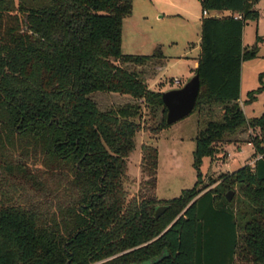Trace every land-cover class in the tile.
<instances>
[{
  "label": "trees",
  "instance_id": "obj_1",
  "mask_svg": "<svg viewBox=\"0 0 264 264\" xmlns=\"http://www.w3.org/2000/svg\"><path fill=\"white\" fill-rule=\"evenodd\" d=\"M132 1L0 0V264H264V112L248 120L238 103L242 63L264 43L242 41L258 0H200L202 12L227 15L201 20L193 112L224 111L196 137L193 188L169 201L156 196L150 145L141 147L137 194L128 199L124 188L137 102L153 122L160 110L154 135L168 126L161 92L121 66L164 65L160 46L150 56L121 53ZM258 83L246 102L264 90V72ZM96 93L133 104L102 111ZM240 128L257 130L253 164L200 194L203 159ZM159 206L167 210L155 219Z\"/></svg>",
  "mask_w": 264,
  "mask_h": 264
},
{
  "label": "rangeland",
  "instance_id": "obj_2",
  "mask_svg": "<svg viewBox=\"0 0 264 264\" xmlns=\"http://www.w3.org/2000/svg\"><path fill=\"white\" fill-rule=\"evenodd\" d=\"M187 5L189 13L200 15V7L194 0L188 1ZM256 10L260 13L258 21H248L243 29V44L248 48L255 44L257 36H264V0L258 2ZM161 15H164L163 18H159ZM196 19L186 12L166 6L161 0H133L131 15L123 21L121 53L150 56L160 46L165 68L161 71L151 64L121 66L136 73L147 86L154 82L152 91L181 88L194 75V64L199 55L200 27ZM262 72L264 43L258 44L256 57L243 62L241 67V109L248 120L259 117L264 112V90L256 95L255 100L246 102L247 93L259 87L258 75ZM174 81L178 83L174 84ZM92 100L102 111L133 104L128 96L118 94L96 93ZM137 103L141 108V118L137 120L140 131L135 136V150L127 159L124 188L128 199L137 194L143 179L140 169L143 145L153 146L158 152L157 198L162 201L178 198L183 191L193 188L197 181L193 166L196 137L207 122L222 121L224 106L200 107L154 135L150 128L159 122L160 110L156 112L153 122L145 104L142 101ZM256 134L257 130L240 128L215 144L217 154L212 161L203 159L200 167L201 177L197 184L198 189H202L200 194L214 188L223 175L251 163L254 149L248 142ZM232 192L235 196L236 191Z\"/></svg>",
  "mask_w": 264,
  "mask_h": 264
},
{
  "label": "water",
  "instance_id": "obj_3",
  "mask_svg": "<svg viewBox=\"0 0 264 264\" xmlns=\"http://www.w3.org/2000/svg\"><path fill=\"white\" fill-rule=\"evenodd\" d=\"M199 90L200 79L199 75L195 73L181 88L171 89L161 93V100L166 109L165 122L168 126L187 117L193 112ZM233 196L234 192L229 191L225 195L227 202H230ZM166 210V206L157 207L154 218L158 219ZM66 264H69V262Z\"/></svg>",
  "mask_w": 264,
  "mask_h": 264
},
{
  "label": "crops",
  "instance_id": "obj_4",
  "mask_svg": "<svg viewBox=\"0 0 264 264\" xmlns=\"http://www.w3.org/2000/svg\"><path fill=\"white\" fill-rule=\"evenodd\" d=\"M162 2H164V4H166V6H168V7H170V8H173V9H175V10H178V11H182V12H186L188 15H190L191 17H195V18H197L196 20L198 21L197 22V24H198V26L201 28V20L204 18L203 16H202V10H201V7H200V0H194L195 1V3L197 4V5H199V7H200V15H192V13H189V8L187 7L188 5H187V3H188V1H191V0H161ZM261 0H258L257 1V3L255 4V6H254V8L256 9V6H257V4H258V2H260ZM227 15V13H220V12H214V13H210L209 14V16H213V17H222V16H226ZM164 16V15H163ZM163 16L161 15L159 18H163ZM176 16V15H175ZM208 16V17H209ZM259 17H260V13H259ZM242 41H243V39H242ZM199 42H200V38H199ZM244 45V44H243ZM197 67V61H195V64H194V69ZM165 68V66L163 65L162 67H159V69L162 71L163 69ZM175 84V83H174ZM154 85V82L152 83V84H150V85H148V88L150 89V90H152L151 89V87ZM169 89H174V88H169ZM168 89V90H169ZM157 91V90H156ZM165 91V89L164 88H162V90H158L157 92H164ZM238 103H239V105H240V107L243 109V104H242V100H241V98L239 99V101H238ZM250 165H251V163H249Z\"/></svg>",
  "mask_w": 264,
  "mask_h": 264
},
{
  "label": "built area",
  "instance_id": "obj_5",
  "mask_svg": "<svg viewBox=\"0 0 264 264\" xmlns=\"http://www.w3.org/2000/svg\"><path fill=\"white\" fill-rule=\"evenodd\" d=\"M202 16H203V17H208V16H209V13L206 12V11H203V12H202ZM174 82H175V84L178 83L177 81H174ZM259 158H261V156H258V157H257V159H259ZM252 164H253V162H251V165H252Z\"/></svg>",
  "mask_w": 264,
  "mask_h": 264
}]
</instances>
